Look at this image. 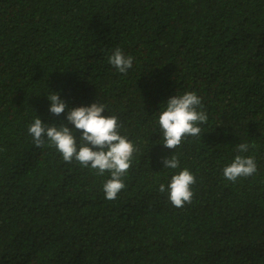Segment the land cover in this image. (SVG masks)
Returning a JSON list of instances; mask_svg holds the SVG:
<instances>
[{
    "label": "trees",
    "instance_id": "16d2710c",
    "mask_svg": "<svg viewBox=\"0 0 264 264\" xmlns=\"http://www.w3.org/2000/svg\"><path fill=\"white\" fill-rule=\"evenodd\" d=\"M51 90L104 103L133 142L116 199L107 172L33 145L35 115L67 123ZM185 91L208 120L169 149L154 118ZM242 142L257 171L228 181ZM173 151L195 177L181 207L158 190ZM0 264H264V0H0Z\"/></svg>",
    "mask_w": 264,
    "mask_h": 264
},
{
    "label": "clouds",
    "instance_id": "9594fccd",
    "mask_svg": "<svg viewBox=\"0 0 264 264\" xmlns=\"http://www.w3.org/2000/svg\"><path fill=\"white\" fill-rule=\"evenodd\" d=\"M108 63L119 73H126L133 67L134 58L117 47L108 54ZM48 101V112L54 116L64 113L60 123L45 122L37 115L28 125L27 132L33 145L43 147L45 143L54 147L66 163L76 161L81 167L95 170L98 176L108 173V179L102 184L106 199H116L125 187L123 177L126 175L136 148L127 136L122 135L116 115H104L108 112L104 103L97 100L69 108L61 98L60 90H51L45 95ZM155 123L160 132L162 145L176 149L183 139L201 135V125L208 120L202 108V99L194 91L174 93L165 101L155 115ZM77 133L79 135H77ZM238 153L231 162L222 168V176L232 182L238 178L248 177L257 171V164L247 153L249 145L239 143ZM162 169L173 171L166 183H160L158 190L167 194L169 202L176 207L191 202V186L195 177L188 168H181L174 151L162 159Z\"/></svg>",
    "mask_w": 264,
    "mask_h": 264
}]
</instances>
